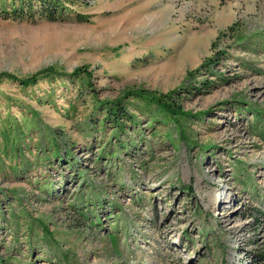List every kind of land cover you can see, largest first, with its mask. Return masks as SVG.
<instances>
[{
  "label": "rangeland",
  "instance_id": "1",
  "mask_svg": "<svg viewBox=\"0 0 264 264\" xmlns=\"http://www.w3.org/2000/svg\"><path fill=\"white\" fill-rule=\"evenodd\" d=\"M42 1L0 0V73L56 70L0 79V264H264V0Z\"/></svg>",
  "mask_w": 264,
  "mask_h": 264
},
{
  "label": "trees",
  "instance_id": "2",
  "mask_svg": "<svg viewBox=\"0 0 264 264\" xmlns=\"http://www.w3.org/2000/svg\"><path fill=\"white\" fill-rule=\"evenodd\" d=\"M37 1L42 2L43 8L47 7L45 12L53 14V15L55 14V12L52 11L53 8L51 7V5H47V2H44L42 0H37ZM55 72L56 70L54 68L48 67V68H43L25 78H17L16 76L8 74V73H0V79L7 78V79L15 80L22 87H28V86L35 85L41 77L49 76L51 74H54ZM68 76H69L70 81H74L75 79L81 80V82L84 85H86L87 87H91L89 85L90 83L89 78L91 77V72H88V68L86 67L75 68L73 69V71H71V73L68 74ZM127 93H128L127 94L128 96L132 95L136 98L145 100L150 105H155L158 111L165 113L171 118H174L176 114L184 115V112L179 111V110L176 111L174 110L173 107H170L168 97L172 94V92L163 95L157 92L147 91L142 88H136V89L128 91ZM118 101L119 100H114L109 105H106V102L97 101V103L100 106H106L105 111H104L105 112L104 123H107L108 121V123L110 124L113 123V124H117V126L123 127L124 120H128L130 116H129V113L123 108V106Z\"/></svg>",
  "mask_w": 264,
  "mask_h": 264
}]
</instances>
